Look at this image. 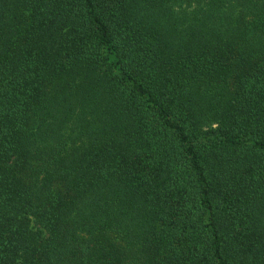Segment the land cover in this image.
I'll list each match as a JSON object with an SVG mask.
<instances>
[{
  "label": "trees",
  "instance_id": "16d2710c",
  "mask_svg": "<svg viewBox=\"0 0 264 264\" xmlns=\"http://www.w3.org/2000/svg\"><path fill=\"white\" fill-rule=\"evenodd\" d=\"M0 264H264V0H0Z\"/></svg>",
  "mask_w": 264,
  "mask_h": 264
}]
</instances>
